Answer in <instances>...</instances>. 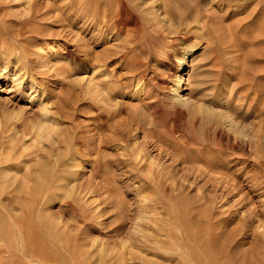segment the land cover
Listing matches in <instances>:
<instances>
[{
	"label": "rangeland",
	"instance_id": "obj_1",
	"mask_svg": "<svg viewBox=\"0 0 264 264\" xmlns=\"http://www.w3.org/2000/svg\"><path fill=\"white\" fill-rule=\"evenodd\" d=\"M163 1L169 2L0 0V40L9 30L28 61L20 66L17 51L0 50V58L11 57L7 68L0 61V147L24 151L28 161L72 138L82 142L86 162L74 192L59 195L54 206L27 198L13 206L3 202L22 225L20 235L0 214L3 242L14 246L28 236L26 251L33 254L12 264H189L185 253L215 246L235 264L264 258L259 221L247 227L255 215L250 210L264 213V0H175L171 22ZM194 7L199 20H185ZM55 47L59 56L41 72V54ZM192 48L197 53L182 69L183 103L177 104L167 90L175 74L171 56ZM81 64L86 72L101 68V84L92 86L100 91L89 94ZM23 67L36 82L32 90ZM44 105L59 124L53 141L36 139ZM210 109L215 122L231 123L251 142L232 150L226 130L218 124L215 133L207 123ZM223 148L228 155L214 160ZM16 251L5 258L23 259Z\"/></svg>",
	"mask_w": 264,
	"mask_h": 264
},
{
	"label": "bare ground",
	"instance_id": "obj_2",
	"mask_svg": "<svg viewBox=\"0 0 264 264\" xmlns=\"http://www.w3.org/2000/svg\"><path fill=\"white\" fill-rule=\"evenodd\" d=\"M69 1V0H68ZM80 1V0H79ZM82 2H84V3H87V1L88 0H81ZM156 1H158V0H156ZM173 1H175V0H169V2H168V4H167V2H165V1H163L164 3L161 5L162 6V8H163V14L164 15H166V16H168L169 18L168 19H166L165 18V20H167V22H171L172 21V19H174L173 17L174 16H176V14H175V10H173ZM90 2H92V1H90ZM172 3V5H170ZM22 4H23V2H22ZM52 4V3H51ZM61 4H63V3H61ZM60 4V5H61ZM66 4V3H65ZM79 4V3H78ZM153 4L155 5L156 3H154L153 2ZM175 4V3H174ZM26 5V4H25ZM83 5V4H82ZM88 5V4H87ZM27 6V5H26ZM179 6V5H178ZM177 6V12H179L180 11V9H178L179 7ZM28 7V6H27ZM58 8H59V6H57ZM61 7V6H60ZM67 7V6H66ZM84 7V6H83ZM149 7V6H148ZM31 8V7H30ZM69 8H70V6H69ZM81 8V7H80ZM61 9V8H60ZM71 9V8H70ZM69 10V9H68ZM72 10V9H71ZM84 10V9H83ZM105 10V9H104ZM140 10V9H139ZM159 10V9H158ZM75 11V10H74ZM78 11V10H77ZM114 11V10H113ZM144 11H145V9H144ZM153 11V10H152ZM160 11V10H159ZM188 11V10H187ZM61 12H62V10H61ZM69 12H72V11H69ZM68 12V13H69ZM108 12V11H107ZM146 12V11H145ZM181 12V11H180ZM179 12V13H180ZM63 13V12H62ZM151 13V12H150ZM154 13H155V11H154ZM154 13H152V14H154ZM157 13V12H156ZM184 13V12H183ZM198 8H197V10L195 9V7H194V9H191V11H189V13L187 14L186 13V19L185 20H187V19H189V20H191L192 18H193V20L194 21H198L199 19H198ZM70 14V13H69ZM90 14V13H89ZM182 14V13H181ZM180 14V15H181ZM58 15V14H57ZM146 15V14H145ZM179 15V16H180ZM61 16V15H60ZM122 16V15H121ZM156 16V15H155ZM178 16V15H177ZM149 17H151L150 15H149ZM149 17H148V19H149ZM160 17V16H159ZM182 18H183V14H182V16H181ZM61 18V17H60ZM179 19V18H178ZM192 21V20H191ZM162 22H164V21H162ZM188 22V21H187ZM20 24H19V26L21 27V28H23L24 26H25V24H27V22L26 21H21V22H19ZM193 23V22H192ZM7 24V23H6ZM5 24V25H6ZM11 24V23H10ZM13 24V23H12ZM117 24V23H116ZM121 25V24H120ZM15 27V26H14ZM150 27V26H149ZM158 27V26H157ZM169 27V26H168ZM9 29H10V27H9ZM162 29V28H161ZM7 30V29H6ZM15 31H17L16 29H14ZM15 31H13V32H15ZM18 32V31H17ZM128 32H130V31H128ZM1 33V32H0ZM132 33V32H131ZM5 35H7L6 37H7V39H4L3 40V42L0 40V42H2V43H0V50H1V48H4L5 49V47L7 48V47H9L10 46V52H9V56H10V54H13V53H15L16 51H17V55H18V57H17V61L18 62H16V64L17 63H21L20 64V66H26V62H28L27 61V58H26V56H25V54H23V53H21V52H18V50L15 48V47H17L15 44V47L12 45V43L13 42H11V36H10V33H9V30H7V31H5V33H4ZM12 34V33H11ZM1 36V35H0ZM1 38H3V37H1ZM4 38H5V36H4ZM14 38H16V37H14ZM12 39V40H14L15 41V39ZM136 41V40H135ZM17 43V42H16ZM18 48V47H17ZM172 48V47H171ZM173 49V48H172ZM175 49V48H174ZM61 50V49H60ZM60 50H59V48L58 47H55L53 50H51V51H47V52H43L42 54H41V58H40V62H41V66L39 67V68H41L40 69V71L41 72H43V73H45L46 71L48 72V71H50V69H49V67H51V66H49L50 65V59L51 58H54V57H58L59 56V54H60ZM20 51V50H19ZM22 51V50H21ZM141 53V52H140ZM163 53H164V55L166 56L167 55V57L169 56V55H171L172 53H171V49H165L164 51H163ZM169 53H171V54H169ZM196 53H197V48H192V49H185L184 51H181V52H178V51H175L174 53H173V55L171 56V57H173V62L175 63V65L173 64V67H174V70H175V74H174V79H172V82H171V84H172V86L171 87H169L167 90L168 91H172L173 92V99L175 100L174 102H176L177 104H180V103H183V101H182V98H183V96L181 95L182 93H183V89H184V75L182 74V69H183V67L186 65V64H188L187 63V60L188 59H191V57H193V56H195L196 55ZM4 54V53H3ZM103 54V53H102ZM6 55V54H5ZM8 55V54H7ZM3 56V55H2ZM1 56V58H0V61H2V62H4V64L6 65L5 67L7 68V66H8V64H10V62H11V57H2ZM83 56H84V54H83ZM114 56V55H113ZM100 57V56H99ZM164 57V56H163ZM101 58L102 59H107V55L105 54H103L102 56H101ZM101 59V60H102ZM100 60V61H101ZM167 60V59H166ZM105 61H108V59L107 60H105ZM138 61V60H137ZM164 61V60H163ZM52 63V62H51ZM65 63H67V62H65ZM96 63V62H95ZM1 64H3V63H1ZM133 64V63H132ZM29 65V64H28ZM55 65V64H54ZM90 65V64H89ZM19 65H18V67H20ZM80 66V69H81V71L82 72H85V74L86 73H88V75H87V81H88V85L86 86L87 87V90L89 91V94H90V92L93 94V93H95L92 89H94V88H92V86H94L95 87V82H99L98 80H102L101 78H103V76H101L100 74H101V72H100V70L99 69H101V68H95V67H92V69H90V70H88L87 72L86 71H83V68H84V65L83 64H81V65H79ZM18 67H16L15 69H18ZM28 67V66H27ZM55 67V66H54ZM54 67H52V70H53V68ZM58 67V66H57ZM69 67V66H68ZM98 67V66H97ZM24 69H22V71L24 72V74H23V78L25 79V78H27V80H29V81H31L32 83H31V90L35 87V85H36V82L33 80L32 81V75H30L31 73H29V71H28V69H26L25 67H23ZM59 68V67H58ZM55 69V68H54ZM69 69V68H68ZM1 70V69H0ZM4 70H7V69H4ZM21 70V69H20ZM57 70L58 69H56V71H54L53 70V73L54 72H56L57 73ZM20 72V71H19ZM22 72V73H23ZM31 72V71H30ZM51 73V72H50ZM21 74V73H20ZM251 74H253V73H251ZM48 75H50V74H48ZM56 76V75H55ZM85 76V75H84ZM83 77V76H82ZM252 77V76H251ZM34 78V77H33ZM106 78V77H105ZM19 79H20V77L19 78H15L14 80H13V83L14 84H16L18 81H19ZM103 80H105V79H103ZM252 80H254V79H251V81ZM250 81V82H251ZM86 82V81H85ZM100 83V82H99ZM38 84V83H37ZM86 84V83H85ZM101 84V83H100ZM170 85V84H169ZM99 85H96V87H98ZM139 86V85H138ZM19 87V86H18ZM85 87V88H86ZM142 87V86H141ZM84 88V89H85ZM41 89V88H40ZM111 89V88H110ZM86 90V89H85ZM94 90H96V92H98V90H99V88H95ZM101 90H102V88H101ZM93 91V92H92ZM100 91V90H99ZM110 91V90H109ZM45 92V91H44ZM86 93L88 94V92L86 91ZM43 94V93H42ZM172 94V93H171ZM91 95V94H90ZM31 96H33V95H31ZM101 96H104V95H101ZM256 96V95H255ZM40 97V96H39ZM103 98V97H102ZM98 100V99H97ZM100 100V99H99ZM103 99H101L100 101H102ZM104 100H109V99H105L104 98ZM99 102V101H98ZM43 104V103H42ZM174 104V103H173ZM175 105V104H174ZM42 107V106H41ZM44 107H47L46 105H44L43 106V109L41 110V111H43L44 113H42L43 114V116H41L42 118V120H41V122H40V124L39 125H37V131H39L38 133L39 134H37V136H36V139H38V141L39 140H41V141H43L45 138H48V139H45L46 141H53V138H54V136H56L55 135V133H58V131H59V124H54V119H53V116L52 117H50V115H49V111H48V109H46V108H44ZM210 108V107H209ZM208 107H207V109H209ZM41 109V108H40ZM203 109V108H202ZM50 110V109H49ZM53 111V110H52ZM209 110H207V112H208ZM210 113V115H209V117L208 118H206L207 119V123H209L210 124V126L211 127H215L214 129H215V133L217 132V130L219 129L218 128V124H220L221 126H222V128H223V130L225 129L226 130V137H225V133L223 134L224 135V137H225V140L227 141V145L228 146H230V144H231V146H232V150L234 149V148H238L241 144H244V143H247V142H249L250 140L248 139V140H246L245 138V136H243V134H240V133H238L236 130L238 129H234L235 127H233V125L231 124V123H227L226 121H220V119H218V121H216L215 122V120H216V118H218L217 116H216V114L214 113V111H211V109H210V111H209ZM52 113V112H51ZM56 113H58V112H56ZM201 115L203 114V116H204V113L203 112H201L200 113ZM54 115V114H53ZM56 115H58V114H56ZM55 115V116H56ZM200 115V116H201ZM39 117V116H38ZM205 117V116H204ZM202 118V117H201ZM203 119V118H202ZM201 119V120H202ZM222 119H224V118H222ZM221 119V120H222ZM200 120V121H201ZM204 120V119H203ZM40 121V120H39ZM33 125V124H32ZM64 125V124H63ZM199 126H200V124H199ZM61 127V126H60ZM29 128V127H28ZM209 128V127H208ZM9 129V128H8ZM13 129V128H12ZM207 129V128H206ZM211 129V128H210ZM61 130V129H60ZM243 130V129H242ZM16 131H18V130H16ZM26 132H29L28 130L26 131ZM64 132H66V133H68V132H70V131H68L67 129H65V131ZM191 132V131H190ZM11 133V132H10ZM33 133V132H32ZM31 133V134H32ZM35 133V132H34ZM192 133V132H191ZM203 133V132H202ZM238 133V134H237ZM244 133V132H243ZM6 134V133H5ZM4 134V135H5ZM20 134H21V132H20ZM206 134V133H205ZM204 134V135H205ZM3 135V136H4ZM9 135V134H8ZM29 135V134H28ZM35 136V135H34ZM63 136V135H62ZM65 136V135H64ZM67 136H69L68 134H67ZM222 136V135H221ZM7 137V136H6ZM17 137H18V135H17ZM25 137V136H24ZM29 137H31V136H29ZM59 137V136H58ZM69 137H71V136H69ZM231 138H234V140H233V143H230L231 142ZM16 139V138H15ZM33 139V138H32ZM31 140V139H30ZM57 140V139H56ZM66 140V139H65ZM73 139L72 138H69V142L66 144V145H64L65 147L64 148H62L61 146V148L60 149H58L57 150V152H53V150H52V152L50 151V153L48 154V155H43V156H41V154L39 155V152H38V154H37V156H35L36 158L35 159H30V160H25V158H27V156L24 158V156H23V153L22 152H24V151H22V152H18L17 150H16V148H9L8 149V146L6 145V147H5V145H3V146H1L0 147V214H1V216L2 215H7L6 216V218L7 219H9L8 221H6L5 220V222H7V223H5V225L7 224V226L9 227V228H12V226H13V228L12 229H16L18 232H19V234H20V232H21V227H22V225L21 224H18L17 223V221L16 220H14V219H12L13 217L12 216H10L8 213H9V211H8V209H7V207H8V205L9 204H12V206L14 205V202L17 204V201H20L21 199H24V198H27V199H29V200H31L33 203H35V204H37V205H41L42 203H49V205H53V203H55V201H57L59 198V195H61V196H64V197H66V199L67 198H69L70 196H71V194L74 192V180H75V178H77L78 176V172H79V170L78 169H80L81 167H84L85 165H86V162L84 161V160H82V157L83 156H85V152L82 150V142H80L79 140L78 141H75V142H73L72 141ZM6 141V140H5ZM4 141V142H5ZM10 141V140H9ZM58 141V140H57ZM68 141V140H67ZM208 142V141H207ZM251 142V141H250ZM44 143V142H43ZM52 143V142H51ZM60 143V142H59ZM6 144V143H5ZM40 144V143H39ZM58 144V143H57ZM21 145H22V143H21ZM25 145V144H24ZM53 146V145H52ZM39 147V146H38ZM41 147V146H40ZM59 147V146H58ZM21 148V147H20ZM24 148H26L25 146L23 147V149ZM32 149V148H31ZM48 149V148H47ZM46 149V150H47ZM224 149V148H223ZM228 149L229 148H225L222 152H221V154L219 155V156H217L214 160H218V159H220L222 156H226V155H228ZM33 150H34V148H33ZM41 150V149H40ZM39 151V150H38ZM27 152H30V151H27ZM45 152V151H44ZM30 154V153H29ZM32 155H34V154H32ZM138 155V154H137ZM87 156V155H86ZM185 157V156H184ZM31 158V157H30ZM34 158V157H33ZM136 160V159H135ZM213 161V160H212ZM211 161V162H212ZM34 162V165L32 166L31 164ZM206 162V161H205ZM209 162V161H208ZM258 162V161H257ZM210 163V162H209ZM39 165V166H38ZM149 166V165H148ZM151 166V165H150ZM83 169V168H82ZM81 171V170H80ZM92 172V171H91ZM152 172V171H151ZM148 173V172H147ZM20 174H22V176L20 175ZM152 176V175H151ZM158 181V180H157ZM77 182V181H76ZM260 186V185H259ZM259 189V188H258ZM258 189H255V190H258ZM77 191V190H76ZM260 193H261V191H260ZM262 193H264V191L262 192ZM261 195V194H260ZM263 195V194H262ZM261 195V196H262ZM26 199V200H27ZM60 200V199H59ZM3 202H8V205H3ZM23 203V202H22ZM26 203V202H25ZM58 202H56V204H57ZM71 203V202H70ZM15 204V205H16ZM18 204H21V203H18ZM7 206V207H6ZM27 206V205H26ZM33 206V205H32ZM54 206V205H53ZM263 206V205H262ZM22 207V206H21ZM50 207V206H49ZM261 208L262 207H259V210H261ZM22 209V208H21ZM254 209H257V208H254ZM262 210H263V208H262ZM17 211H19V210H17ZM255 212V213H253V215H254V219L252 220L251 218H252V214H251V212ZM249 212V214H251L250 215V219H251V221H248V225H247V227L248 226H251L254 222H257V221H259V227H258V229L259 230H261L262 232H261V236L263 237V238H261L260 237V235L258 234V233H256V234H258V238L260 237L261 239H264V213L261 211H258V212H256L255 210H250ZM248 214V215H249ZM16 217V216H15ZM6 218H4V219H6ZM3 219V220H4ZM25 219V218H24ZM23 219V220H24ZM149 219V218H148ZM249 219V218H248ZM2 220V219H1ZM247 221H245V222H247ZM4 222L3 221H0V227L2 226V225H4L3 224ZM21 223V222H20ZM245 224H247V223H244V226H245ZM257 224V223H256ZM31 226V225H30ZM33 226V225H32ZM31 226V227H32ZM37 226V225H36ZM243 226V227H244ZM4 227V226H3ZM34 227V226H33ZM242 227V226H241ZM25 228V227H24ZM36 228V227H35ZM48 228V227H47ZM251 228H253V227H251ZM29 230H30V228H28ZM33 229V228H32ZM243 229H245V227L243 228ZM23 230H25V229H23ZM251 229H249V231H250ZM5 230H3V234L5 233L4 232ZM236 231V230H235ZM244 231V230H243ZM26 232V231H25ZM47 232V231H46ZM49 232V231H48ZM239 232V231H238ZM259 232V231H258ZM2 233H0V249H2V250H0V258L2 259H0V263H8V264H12V263H24V260L25 259H27L28 257H30L31 255H33V254H29L26 250H27V244L30 242L29 240H30V238L27 236V237H25L24 236V238L23 239H19V240H17V241H14V246L13 245H10V244H8V243H4L3 242V237H4V235H2ZM26 233H28V232H26ZM30 233V232H29ZM54 233V232H53ZM211 232H209V234H210ZM236 233V232H235ZM243 233V232H242ZM260 233V232H259ZM18 234V235H19ZM22 234V233H21ZM20 234V235H21ZM55 234V233H54ZM250 234H251V231H250ZM249 234V235H250ZM242 235V234H241ZM255 235V234H254ZM6 236V235H5ZM8 236V235H7ZM11 236H12V234L9 236L10 237V239H11ZM30 236H31V233H30ZM210 236V235H209ZM212 236V235H211ZM256 236V235H255ZM254 236V237H255ZM8 237V238H9ZM17 237V236H16ZM21 237H23V236H21ZM53 237H54V235H53ZM253 237V236H252ZM5 238V237H4ZM7 238V237H6ZM20 238V237H19ZM33 238V236L31 237V239ZM9 239V240H10ZM18 239V238H17ZM56 239V238H55ZM214 239V238H213ZM216 239V238H215ZM218 239V238H217ZM250 239V238H249ZM252 239H256V238H252ZM7 240V239H6ZM8 240V241H9ZM257 240H259V239H257ZM256 240V242H258ZM5 241V240H4ZM34 241V240H33ZM209 241H210V239H209ZM213 241V240H212ZM212 241H211V243H212ZM215 241V240H214ZM218 241V240H217ZM216 241V242H217ZM250 241V240H249ZM253 241V240H252ZM6 242V241H5ZM31 242H32V240H31ZM35 242H36V240H35ZM216 242H214V243H216ZM220 242V241H219ZM231 242V241H230ZM260 242H261V240H260ZM259 242V243H260ZM13 243V242H12ZM34 243V242H33ZM205 243V242H204ZM207 243V242H206ZM224 243H226V242H224ZM236 243V242H235ZM251 243V242H250ZM254 243V242H253ZM214 245V244H213ZM216 245H217V243H216ZM261 245V244H260ZM262 245H263V243H262ZM21 246V248H20V250H18L17 248L18 247H20ZM182 246V245H181ZM180 246V247H181ZM205 246V245H204ZM215 246V245H214ZM230 246H232V245H230ZM257 246H259L258 245V243H257ZM257 246H254L255 248L257 247ZM177 247V246H176ZM216 247V248H215ZM215 247H210L208 250H206V252L203 254V253H201V252H188V253H185L186 254V256L185 257H183L184 259L185 258H188V260L186 261V263H189V264H220L221 263V260L222 259H224L225 260V264H227V263H231V264H233V262L234 261H232V262H230V260H232V258L230 257L231 256V254H230V256L229 255H227V256H229L230 258V260H228L227 258H225L226 256L225 255H223L224 254V250H220V249H217V246H215ZM218 247H219V244H218ZM220 247H221V245H220ZM263 248H264V246H262ZM262 247H261V249H262ZM12 248L13 249H15V251L16 252H18V253H20L21 255H22V257H23V259H18V258H13V257H11L10 259L9 258H5V254L7 253V252H10L11 250H12ZM254 248V249H255ZM182 249V248H181ZM186 249V248H185ZM206 249V248H205ZM30 250V249H29ZM34 250V249H33ZM36 250V249H35ZM105 250V249H104ZM179 250V249H178ZM193 249H191V251H192ZM201 250V249H200ZM257 250H258V247H257V249H256V252H257ZM175 251V250H174ZM177 251V250H176ZM203 251V250H202ZM31 253H32V251H30ZM36 252V251H35ZM187 252V251H186ZM178 253V252H177ZM225 253H226V251H225ZM259 253V252H258ZM8 254V253H7ZM179 254V253H178ZM182 254V253H181ZM185 254H183V255H185ZM260 254H262L261 252H260ZM10 255V254H9ZM183 255H181V256H183ZM256 255V254H255ZM119 256V255H118ZM260 257V255L259 254H257V256L256 257ZM262 256V255H261ZM264 256V255H263ZM16 257H18V256H16ZM35 257V256H34ZM258 257V258H259ZM33 258V257H32ZM39 258V257H38ZM15 259H16V261H15ZM29 259V258H28ZM119 259H121V258H119ZM118 259V260H119ZM254 259V258H253ZM113 260V259H112ZM117 260V259H116ZM182 260V259H181ZM223 260V261H224ZM115 261V260H114ZM121 261V260H120ZM178 261V260H177ZM176 261V262H177ZM183 261V260H182ZM255 262H253L254 264L255 263H257V264H264V258L262 257L261 259L259 258V259H255L254 260ZM100 262V261H99ZM117 261H115V263H116ZM121 262H123V261H121ZM101 263V262H100ZM120 263V262H119ZM184 263V262H183ZM122 264V263H121ZM124 264V263H123ZM185 264V263H184ZM234 264H235V262H234Z\"/></svg>",
	"mask_w": 264,
	"mask_h": 264
}]
</instances>
